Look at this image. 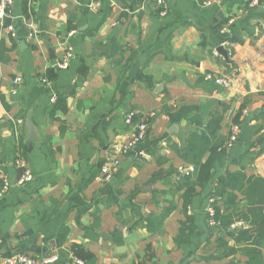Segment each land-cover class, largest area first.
<instances>
[{
    "label": "crops",
    "instance_id": "1",
    "mask_svg": "<svg viewBox=\"0 0 264 264\" xmlns=\"http://www.w3.org/2000/svg\"><path fill=\"white\" fill-rule=\"evenodd\" d=\"M252 1L168 0L160 16L145 0H14L6 22L16 36L0 21V182L12 181L0 193V264L17 255L88 264L75 244L92 264L248 263L242 252L225 255L235 241L210 219L209 199L227 171L264 177V0ZM69 48L68 68L57 69ZM131 111L147 135L105 180L102 165L133 135ZM214 117L225 152L186 204L182 168L194 165L174 146ZM26 169L34 179L16 185ZM171 203L162 230L150 229L148 218Z\"/></svg>",
    "mask_w": 264,
    "mask_h": 264
},
{
    "label": "trees",
    "instance_id": "2",
    "mask_svg": "<svg viewBox=\"0 0 264 264\" xmlns=\"http://www.w3.org/2000/svg\"><path fill=\"white\" fill-rule=\"evenodd\" d=\"M24 10L26 13L29 11L26 1ZM47 78L50 81L55 78L53 70L47 72ZM238 118L239 115L235 122H238ZM199 123V126L202 125V121ZM220 128L221 118L214 117L208 125L188 134L185 148L180 149L174 146L176 153L195 167V171L185 176L179 187V190L186 188L183 193L186 204L195 194L197 186L203 187L210 182L216 160L225 152L226 138L219 133ZM210 196L215 197L216 223L228 231L229 236L235 241L225 255L242 252L248 256L247 264H264V177L244 171H227L218 178ZM175 209V204L171 203L160 216L149 217L150 229L162 230L166 219ZM238 221L246 223L247 227L230 231L232 224ZM191 222L192 219L189 217L182 222L181 234L185 233L186 227H190ZM72 250L76 257L92 264L94 257L81 245L75 244Z\"/></svg>",
    "mask_w": 264,
    "mask_h": 264
},
{
    "label": "built area",
    "instance_id": "3",
    "mask_svg": "<svg viewBox=\"0 0 264 264\" xmlns=\"http://www.w3.org/2000/svg\"><path fill=\"white\" fill-rule=\"evenodd\" d=\"M154 3L156 6L159 7L160 11L159 14L160 16H166L168 13L169 9V3L168 0H145ZM258 3V0H253L252 5H256ZM13 5H14V0H0V21L2 24H4L5 27H7L13 36H16V32L14 29L13 24H7L6 19L9 17H12L13 14ZM100 6V3L98 1H95L92 3V7L94 9H98ZM76 31L75 30H70L68 32V36H72ZM215 54H218L217 51ZM72 55L71 48H69L68 52L66 53V56L61 60L58 61L55 64V67L57 69H66L69 66V59ZM206 79L207 80H212L215 84L222 86L224 88H230L232 80L230 77L226 75H220V74H214V73H207L206 74ZM20 78H16L15 82H19ZM41 82L44 86L50 85L51 81L47 77H43L41 79ZM51 102H55L57 99V95L55 92L51 90ZM135 118V112L131 111L128 113L126 122L128 124H133L134 132L131 137L124 142L123 144L116 145L114 148V151L112 153V156L109 157L108 161L105 162L102 165V177L105 180H110L114 174V172L118 169L121 163V156L122 155H127L130 153L132 148H134L138 143H140L147 135V123L145 121H138L135 123L134 121ZM238 131H239V125L234 124L232 127V133L229 137L228 145H231L232 143L236 142L238 140ZM1 167V164H0ZM182 171L185 174H191L195 171V167L190 165L186 168H182ZM2 178V186L0 188V193L6 192L8 188L11 186L12 181L6 177L4 174L1 176ZM34 179V174L32 170L26 169L14 182L18 186H24L30 181ZM209 202L211 204L209 208V216L210 219L212 220L213 223H216L214 216H215V208H214V203H215V197H210ZM57 259V256H50L48 258H45L42 260V263H50L53 262ZM7 263L10 264H22V263H29V264H40V262H37L33 260L32 258L25 256V255H17L9 258L7 260Z\"/></svg>",
    "mask_w": 264,
    "mask_h": 264
},
{
    "label": "rangeland",
    "instance_id": "4",
    "mask_svg": "<svg viewBox=\"0 0 264 264\" xmlns=\"http://www.w3.org/2000/svg\"><path fill=\"white\" fill-rule=\"evenodd\" d=\"M10 258H11V257H10ZM8 259H9V258H8ZM8 259H7V260H8Z\"/></svg>",
    "mask_w": 264,
    "mask_h": 264
}]
</instances>
